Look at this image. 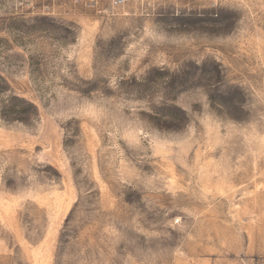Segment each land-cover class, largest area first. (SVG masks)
<instances>
[{
	"label": "rangeland",
	"instance_id": "rangeland-1",
	"mask_svg": "<svg viewBox=\"0 0 264 264\" xmlns=\"http://www.w3.org/2000/svg\"><path fill=\"white\" fill-rule=\"evenodd\" d=\"M0 0V264H264V0Z\"/></svg>",
	"mask_w": 264,
	"mask_h": 264
},
{
	"label": "crops",
	"instance_id": "crops-1",
	"mask_svg": "<svg viewBox=\"0 0 264 264\" xmlns=\"http://www.w3.org/2000/svg\"><path fill=\"white\" fill-rule=\"evenodd\" d=\"M148 0H127L128 4L132 5V7L142 6L144 2Z\"/></svg>",
	"mask_w": 264,
	"mask_h": 264
},
{
	"label": "built area",
	"instance_id": "built-area-1",
	"mask_svg": "<svg viewBox=\"0 0 264 264\" xmlns=\"http://www.w3.org/2000/svg\"><path fill=\"white\" fill-rule=\"evenodd\" d=\"M123 3V0H115L114 1V4L115 5H119V4H122Z\"/></svg>",
	"mask_w": 264,
	"mask_h": 264
}]
</instances>
